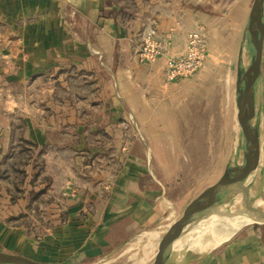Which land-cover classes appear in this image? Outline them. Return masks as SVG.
<instances>
[{"label":"rangeland","instance_id":"1","mask_svg":"<svg viewBox=\"0 0 264 264\" xmlns=\"http://www.w3.org/2000/svg\"><path fill=\"white\" fill-rule=\"evenodd\" d=\"M119 1L123 3V0ZM119 1L112 0L115 5ZM103 2L101 0V4ZM253 2L254 0H139L138 6L135 0H125L124 5L131 7L130 12L132 7L134 12H139L140 23L135 26L138 20L135 13L133 23L123 27L130 30L131 38L128 42H121L124 58H112V75L106 71L105 80L102 73H81L76 67L67 65L60 73L63 78L60 81H56L54 70L53 73L48 72L47 76L43 75L41 80L49 84L46 96L38 84L40 79L34 81L33 84H37L32 89H28V79L19 73L16 74L20 80H16L15 85L5 86L10 88L9 91L4 92L2 89L5 87L2 86L0 227H5L6 230L0 229V244L25 256L29 264H55L56 253L49 251L53 249L51 246L63 249L66 255L72 251L73 235L76 239L80 238L81 244L84 239L87 243L90 235L103 226L108 218L106 216L118 215L121 208H125L124 213L131 210L135 212L137 206L134 199L139 195L137 187L142 171L152 177L156 176L167 189L165 193L162 189L157 191L149 200L158 201L154 205L157 206L166 196L171 201L169 206L172 207V213H169L175 216L199 192L216 181L225 168L238 157L240 141L245 146L243 156H248L254 124V96L244 53L247 43L251 44L253 37L251 34L245 37L244 31ZM90 5H93L91 0ZM153 5L161 8L163 12L173 11V18L151 21L155 10ZM79 11L84 14L83 17L88 18L95 12ZM64 12L73 16L75 10L65 8ZM194 14L198 15V21L194 20ZM214 17H217V23L213 30L210 22ZM71 21L68 22L65 16V28L70 33L73 32L72 27L76 31L91 32L88 24L72 26ZM152 29L158 35L156 40L150 36ZM47 30L50 31L48 26ZM63 44L69 45L71 41ZM154 47H158L159 52H154ZM95 50L100 63L104 65L101 52L97 48ZM251 56L255 63L256 53L254 56L251 53ZM181 57H186L185 60L190 62L199 61L192 74L172 81L168 78L171 59ZM85 59L87 61L88 58ZM162 59L164 61L159 63ZM258 59L262 74L264 43ZM84 62L79 59L76 63L83 65ZM158 63L164 87L191 82L192 85L181 92L196 94L195 84L204 86H200L198 90L206 100L205 105L199 107L200 102H197L191 109L206 108L205 119L211 120L209 124L218 130L224 128L223 137H214L211 140L212 149L206 148V161L201 159L204 139L181 138V142L178 139H157L151 123L140 121L147 111L139 97V72L131 74V70L139 67V64L156 66ZM88 64L91 68V63ZM123 68H127V72ZM241 90L247 92L245 107L251 117L249 125L245 123L241 105L245 100L239 102ZM40 98L47 99L44 108L39 105ZM240 126L243 127L242 138ZM170 140L177 152L181 149L190 152L185 155L188 161H182L183 155H179V172L163 170L158 163L159 155L152 153L154 145H160L158 149L162 150L163 145H169ZM147 161L151 166L159 165V174L152 168L143 169L141 164ZM200 164L206 166L197 169ZM257 164L258 161L254 167L249 164L250 167L246 170L240 169L238 172H247L251 176ZM248 181L246 178L244 182L247 185L243 183V186L248 187ZM172 191L175 193L172 194ZM177 193H181V197L172 198ZM141 197L140 195L139 199ZM223 202L219 199L211 202L205 208V216L208 219L212 217L211 212L222 208ZM130 206L132 208H127ZM215 214L217 215L212 220L217 219L218 223L212 221L199 230L214 228L213 224L222 228L231 226L232 217L223 212ZM251 225L260 227L264 225V221L242 225L232 236L236 232L241 234ZM75 229L83 230V233L73 234ZM7 230L11 237L27 242L26 252L13 244H4L1 234L7 236ZM182 234L180 240L193 237L195 231H184ZM220 243L192 247L183 261L192 256L205 255ZM137 255L139 248L132 241L131 244L113 243L111 249L96 257L82 259L77 264H133ZM0 256L3 257L1 254ZM178 259H165L162 264H181L183 261ZM75 260L78 258L74 261L65 260L64 264H76Z\"/></svg>","mask_w":264,"mask_h":264},{"label":"crops","instance_id":"2","mask_svg":"<svg viewBox=\"0 0 264 264\" xmlns=\"http://www.w3.org/2000/svg\"><path fill=\"white\" fill-rule=\"evenodd\" d=\"M124 1L123 3L120 1L116 2L117 5H115L112 0H104L102 4L101 0H91V4L93 5H90V0H0V88L2 86L15 85L16 80H20L16 73L28 79L27 87H30L28 89H32L31 87L37 84H33L35 80H41L44 77L43 75L47 76V73H53V70L56 81H60L63 79L60 77V73L64 66L67 65L76 67L81 73L93 72L90 75L102 73L103 79L105 80L106 71L112 75V58H124V51L120 45L121 42L125 40L128 42L129 38H131L130 30L124 29L123 27L130 26L133 23L135 13L138 19L136 20L135 26L137 27L140 23L139 12H134V7H132V12H130L131 7L125 6ZM136 3L139 6V0H135ZM65 8L74 9L73 16L66 14L64 12ZM153 8L155 10L150 19L151 21L159 22L165 17L169 19L173 18V11L163 12L156 5H153ZM79 10H94L95 12L91 16L89 15L88 18L86 15V17H83L84 14ZM136 10H138V7ZM140 12L143 14L142 9ZM65 16L68 22L72 20V26L88 24V30L91 32L76 31L74 30L75 27H72L73 32L70 33L65 28ZM194 16V20L198 21V15L194 14ZM214 18L210 22V27L213 30L217 23V17ZM47 26L50 28V31L47 30ZM69 41H71V44L64 46L63 43ZM95 48L101 52L104 65L100 63L99 57H97L98 55L95 54L97 52ZM85 57L88 58L87 61ZM79 59L85 61L83 65L76 63ZM161 61H164V59L160 60L159 63ZM88 63H91V68ZM159 63L156 66L139 64V67L137 66L131 70V74L132 72H139V97L142 98L145 110L147 111L140 121L151 123V129L154 132V137L157 139H178L179 142H181V138L191 139L192 137H197L204 139L205 146L201 150V159L203 158L206 161V148L210 147L212 149L211 140L214 137H218L219 135L223 137L224 128L221 127L218 130L217 127L209 124L211 120L208 118L205 119L207 117L206 108L203 110L191 109V106L197 105V102H200L199 107L205 105L206 100L203 99L202 93L198 90L203 85L200 83L195 84V89H197L196 94L181 92L187 86H191V82H182L164 87L161 74L159 75ZM123 69H126L127 72V68ZM38 84L41 91L44 90L46 96L49 84L42 80ZM55 88L58 90L57 86ZM9 89L5 87L2 90L6 92ZM263 93L264 71H262L263 132L259 160L254 173L251 176L248 174L246 177L250 181V183L248 181L249 186H244L262 198H264ZM46 100L40 98L39 105L41 108L47 105ZM27 101H29V104L31 103L30 100L27 99ZM57 107L60 106L57 105ZM222 137L220 138V142ZM159 146L154 145L152 147V153L159 155L158 163L161 164L160 167L163 170H175L179 172L181 170L177 167L180 161L179 155H183L182 161H188L185 155L190 152L185 149L177 152L178 150L173 146L172 140L169 141V145H166L167 147L163 145L164 149L162 150L158 149ZM164 153L171 154L172 156H166ZM141 165L143 169L149 170L152 168L156 171V174H159L160 167L158 164L151 166L147 161ZM205 166L206 164L203 166L200 164L196 168L200 169ZM248 166L249 164L246 163L242 167V170H246ZM228 167L225 168L223 174ZM244 173L241 172L240 175ZM141 177L137 187V190L139 189V195L134 199V204L137 206L135 212L131 210L130 212L124 213L123 209L125 208H121L118 215L112 214L106 216L108 218L105 220L103 226L94 234L90 235L87 243H85L86 240L84 239L85 241L83 240V244H81L80 238L78 237L76 239L75 235H73L71 244L72 251L66 255H64L65 251L63 249L59 250L56 246H51L53 249H49V251L56 253L55 264H64L65 260L71 259L74 261L75 258H78V260H75L77 264L82 259H87L89 256L91 258L96 257L105 250L111 249L113 243H118V245L123 243L131 244V241L137 249L139 248V255L135 258L137 259L151 241L161 233L168 223L181 213L186 205L215 182L210 183L195 198L188 202L178 214L173 216V214L169 213L172 210V207L169 206L171 201L166 199V196L157 206L154 205L158 204V201L149 200V198H153L157 191L161 189L163 193L166 192L167 189L161 184L160 179L156 176L152 177L144 171L141 172ZM141 182L143 183L142 185ZM243 183L247 185L246 182ZM173 193L175 192L172 191ZM140 195L142 196L141 199H139ZM178 196L181 197V193H177V196H172V198L175 199ZM216 199L219 198L217 197ZM216 199H213L212 202ZM127 208H132V206ZM203 215H205V210L201 215L195 217L189 227L184 231L192 232L190 231L191 226L197 221V218L199 219ZM0 229L1 231L6 230L5 227H0ZM15 232L19 234L18 231ZM6 233H8L7 236L6 234H1L4 237L2 239L4 244L10 239L18 245L15 247L24 249V252L27 251V246L25 245L27 242L25 240L21 241V238L11 237L8 230ZM76 233H83V230H73V234ZM182 235L177 242L180 241ZM227 240L223 242L225 244L220 243L205 255L192 256L190 259L183 261V258L188 255L187 253L183 257H179L178 261H183L181 264H264L263 228L251 225L246 231L239 235L236 232ZM164 256L161 257L158 264H162V261L167 259Z\"/></svg>","mask_w":264,"mask_h":264},{"label":"water","instance_id":"3","mask_svg":"<svg viewBox=\"0 0 264 264\" xmlns=\"http://www.w3.org/2000/svg\"><path fill=\"white\" fill-rule=\"evenodd\" d=\"M248 34H251L253 39L251 44L247 43L244 59L248 62L247 72L254 96V124L251 133L252 142L249 147L250 152L248 151L249 155L247 157L245 156L246 158L243 156L245 146L240 141L237 149L238 157L230 163L224 174L186 205L181 213L168 223L161 233L151 241L133 264H158L161 257L176 245L183 231L189 227L195 217L201 215L205 208L217 197L220 201L226 202L231 195L239 193L249 198L257 207L264 211V198L243 186V182L246 180L249 173L245 172L243 175H240L238 172L246 163L250 164L252 167L256 165L261 148L263 132V98L261 65L258 58L260 57V51L264 41V0H254L253 2L244 36L247 37ZM251 53L253 56L255 53L257 55L255 63L252 62L253 57ZM240 127L242 138L243 127ZM250 165L248 167H250ZM0 254L3 255L10 264H29V261L23 255L2 244H0Z\"/></svg>","mask_w":264,"mask_h":264},{"label":"bare ground","instance_id":"4","mask_svg":"<svg viewBox=\"0 0 264 264\" xmlns=\"http://www.w3.org/2000/svg\"><path fill=\"white\" fill-rule=\"evenodd\" d=\"M263 46V45H262ZM247 92L241 90L239 92V102L240 100H245L242 105V110L244 114V120L246 125L251 124L249 119H251L250 115L248 114L247 104L246 103V95ZM241 103V102H240ZM245 108V109H244ZM249 122V124H248ZM232 198L228 199L222 208H218L213 210L211 213L212 217L217 215L215 213L223 212L230 217H232V224L230 227L222 228L219 225L213 224L214 228H210L209 230L205 229L199 230L203 228V226L208 225L210 222L214 221L213 223H218L217 219L212 220V217L209 219L203 215L195 223L191 226L190 231H195V235L193 237H188L186 239L180 240L176 243L175 247L168 251L165 254V258L167 259H174L184 256L190 248L199 246H205L209 243H220L224 242L225 240L229 239L232 234L237 231V229L241 228L242 225L250 224V223H260L264 221V211L257 207L255 203H253L249 198L236 193L231 195ZM222 221V219H221ZM211 227V226H210ZM190 233V232H189ZM207 233H211V235H206ZM7 244H14V246H18L12 240H7ZM18 248V247H16ZM10 264L9 261L5 258L0 256V264Z\"/></svg>","mask_w":264,"mask_h":264},{"label":"built area","instance_id":"5","mask_svg":"<svg viewBox=\"0 0 264 264\" xmlns=\"http://www.w3.org/2000/svg\"><path fill=\"white\" fill-rule=\"evenodd\" d=\"M200 31H202V30H200ZM150 36L153 40H156L158 38V35H157L155 29L150 30ZM193 36H194V34L191 35L190 38ZM153 51L156 53L159 52L158 47H154ZM186 57H181L179 59H171L170 74L168 77L170 80L173 81V80H175L181 76H186V75L192 74V71L196 68L199 59L196 61L190 62V61L185 60ZM168 72H169V65H168L167 73Z\"/></svg>","mask_w":264,"mask_h":264},{"label":"trees","instance_id":"6","mask_svg":"<svg viewBox=\"0 0 264 264\" xmlns=\"http://www.w3.org/2000/svg\"><path fill=\"white\" fill-rule=\"evenodd\" d=\"M260 227L264 229V225H261Z\"/></svg>","mask_w":264,"mask_h":264}]
</instances>
